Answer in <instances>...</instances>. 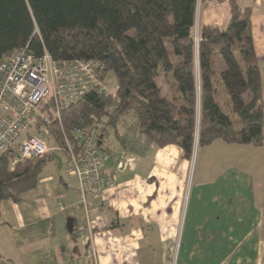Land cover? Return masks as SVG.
I'll use <instances>...</instances> for the list:
<instances>
[{"label": "trees", "instance_id": "trees-1", "mask_svg": "<svg viewBox=\"0 0 264 264\" xmlns=\"http://www.w3.org/2000/svg\"><path fill=\"white\" fill-rule=\"evenodd\" d=\"M197 2L0 0V55L27 46L54 61L90 60L98 78L114 82L62 109L59 120L47 104V144L62 145L64 135L72 139L85 126L104 137V125L116 126L131 113L147 142L178 145L187 159L217 138L260 145L263 101L250 8L230 0L227 24H200L195 36ZM159 76L169 80L170 97ZM11 156L0 157V202L18 200L54 160L46 153L11 167Z\"/></svg>", "mask_w": 264, "mask_h": 264}, {"label": "crops", "instance_id": "crops-1", "mask_svg": "<svg viewBox=\"0 0 264 264\" xmlns=\"http://www.w3.org/2000/svg\"><path fill=\"white\" fill-rule=\"evenodd\" d=\"M234 1L250 8L260 145L217 138L187 159L178 145L123 136L104 155L106 186L84 202L75 176L48 161L18 200L0 202V264H264V0ZM205 3L198 25L224 27L230 0Z\"/></svg>", "mask_w": 264, "mask_h": 264}, {"label": "built area", "instance_id": "built-area-1", "mask_svg": "<svg viewBox=\"0 0 264 264\" xmlns=\"http://www.w3.org/2000/svg\"><path fill=\"white\" fill-rule=\"evenodd\" d=\"M94 68L90 60L54 61L46 51L36 55L27 46L0 55V157L11 152L13 167L49 151L46 105L50 103L53 116L59 120L61 109L100 87ZM30 129L35 133L21 136ZM99 135L94 127L85 126L74 130L72 139L64 135L63 144L52 147L63 155L65 172L75 176L82 202L107 183L104 158L97 145Z\"/></svg>", "mask_w": 264, "mask_h": 264}, {"label": "rangeland", "instance_id": "rangeland-1", "mask_svg": "<svg viewBox=\"0 0 264 264\" xmlns=\"http://www.w3.org/2000/svg\"><path fill=\"white\" fill-rule=\"evenodd\" d=\"M205 5H206V3L204 4V2H201L200 0H198L197 7H196L195 27H194L195 36H197V34H198V28H199L198 20H199V17H201V14L203 15V13H204ZM45 51L46 50H44V52ZM67 60H73V59H67ZM95 77H96L95 80L97 82V86H107V89L108 90H110L111 87L114 86V82H113L112 77L111 78H108L106 80V83H104L105 80L103 82L97 76H95ZM158 85L161 86L162 93L164 95L170 97L171 91L168 90V88L170 86L169 80L166 77H164V76H159V78H158ZM102 89H104V88H102ZM59 116H60V114H59ZM135 122H136L135 117L130 113V114L126 115L124 118H121V120L118 122V124L116 126H113L111 124L104 125L103 123H99L98 127H100L102 125L105 126V136L103 137V135L100 134L103 138H100V144L98 146L101 154H103V158L104 159H105L104 155H108L109 158L112 160V157L114 156V152H115L114 149H116V148L118 149L119 148V145H120L121 142H119V139H118V137H117V135L115 133L116 131H118L119 134H121V136H124V138H126L127 140L130 139V140H133V142H135V143L137 142L138 143V139H140L139 137H141V135L138 133V131L136 129ZM32 133H34V132L31 131V134ZM49 133H50V129H49ZM22 135H26V132H24L23 134H21V136ZM46 140H48V138ZM117 145H118V147H117ZM52 147L53 146H51V144H49L50 150L47 151L46 153H53V155H54L55 154L54 152H56V151H54ZM53 158H54V156H53ZM60 158L64 162L63 155L60 156ZM129 158L130 157H128V159ZM111 160H108L107 163L108 162H111ZM48 164H49L48 165L49 166L48 168H50L49 170H52L56 175H59V174H62L63 172H65L64 167H63V170L58 169V168H55L53 166V161L48 162ZM119 164H121V167L120 168H122L123 162H118V165ZM44 167H45V170L43 172H44V174H46V164H45ZM66 174H68V173H66Z\"/></svg>", "mask_w": 264, "mask_h": 264}, {"label": "water", "instance_id": "water-1", "mask_svg": "<svg viewBox=\"0 0 264 264\" xmlns=\"http://www.w3.org/2000/svg\"><path fill=\"white\" fill-rule=\"evenodd\" d=\"M102 92H104V89H102L101 90ZM102 136L100 135L99 136V140L97 141V145H99L100 144V138H101ZM54 156V159L58 162V164L61 166V164H62V161H61V158H60V156L58 155V154H54L53 155Z\"/></svg>", "mask_w": 264, "mask_h": 264}]
</instances>
